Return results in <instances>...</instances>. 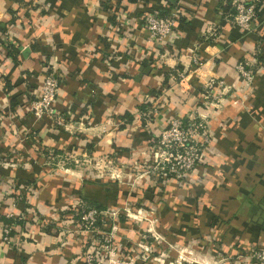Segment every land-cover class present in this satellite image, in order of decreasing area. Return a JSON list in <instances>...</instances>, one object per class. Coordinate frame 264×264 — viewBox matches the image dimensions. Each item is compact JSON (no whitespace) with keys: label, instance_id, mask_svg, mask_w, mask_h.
I'll use <instances>...</instances> for the list:
<instances>
[{"label":"crops","instance_id":"obj_1","mask_svg":"<svg viewBox=\"0 0 264 264\" xmlns=\"http://www.w3.org/2000/svg\"><path fill=\"white\" fill-rule=\"evenodd\" d=\"M222 1L0 0V37L8 40L0 55V215L25 216L11 222L10 244L0 231V264H84L89 244L72 216L75 206L111 208L126 191L100 174L76 176L75 161L134 164L169 119L192 114L209 78L212 94L224 99L210 115V142L195 167V175L205 176L191 195L186 182L168 181L157 209L174 219L180 236L192 222L185 210L212 211L215 253H227L229 264L246 260L251 242L264 240V0L249 31L223 14ZM150 9L176 10L168 47L148 42L138 24L127 36L117 23L121 11ZM143 60L151 67L141 73ZM239 61L253 71L250 81L235 68ZM51 67L60 80L55 106L65 126L35 118L28 107ZM173 68L185 72V89L173 84ZM147 93L158 95L162 107L146 124L139 104ZM127 113L133 119L125 123ZM140 176L143 186L149 175Z\"/></svg>","mask_w":264,"mask_h":264},{"label":"rangeland","instance_id":"obj_2","mask_svg":"<svg viewBox=\"0 0 264 264\" xmlns=\"http://www.w3.org/2000/svg\"><path fill=\"white\" fill-rule=\"evenodd\" d=\"M154 105L157 106L159 112L162 107L160 102L148 104L144 112L147 113ZM222 106L223 102H217L213 105L207 103L204 106L197 100L194 111L186 118L188 119L187 123H182L186 126L202 121V127L197 131V140L202 144L203 149L210 142V115ZM197 111H200L205 116L194 115ZM197 117L199 118L197 119ZM179 118L182 120L181 117ZM151 139L154 141L153 144H155L156 136L154 137L153 135ZM153 144L152 146L151 144L146 145L144 155L140 156L138 161H134V164L126 163L114 167L112 160L107 158L104 165H102L101 161L96 162V160L86 164L75 161L76 166H74L73 171L76 176L82 177L83 172L93 175L100 174L109 178L110 181L108 182L111 184L115 183L111 181H116L122 187V190L126 191L125 195H122L120 202L111 207V209L117 210L116 217L111 219L110 216H106V225L103 227L106 233L100 236L103 247L97 245L94 248L97 251L98 258L106 259L110 254H118L125 262L132 261L131 264H229L227 259L229 256L226 257L227 253L219 252L218 257L215 253V247L219 244V242L218 244L214 243L215 245L212 243L215 231L208 232V223L212 222L210 218L212 214L210 212L212 211L203 210L204 213L201 214L199 213L200 209L194 206H192L194 211L185 210L186 214L192 215V218H190L192 222L189 233L184 236L176 234V231L172 228L174 225L172 226L171 224L174 219L172 220L170 217L166 219L159 213L157 206H161L162 202L167 198L168 193L165 187L168 181L159 179V168L153 167L154 163L150 154L151 150L154 149ZM196 165L186 172L187 179L185 178L184 182H186L185 190L186 193H189L188 195L192 194L190 190L194 189L195 184L201 177L205 176L203 172L194 174ZM140 174L149 175L147 183H141L143 186L140 185ZM177 185L175 183V186ZM138 189H146L147 193L151 192L148 196L142 197L143 191ZM164 191H166V194ZM171 194L173 196L176 195L174 192H171ZM193 199H197V196ZM119 216L122 217V220L119 219ZM211 216L213 217L214 215L212 214ZM112 224L116 225L115 231H111ZM198 224L202 226L199 228ZM218 238L221 239L219 236ZM250 263L252 262L250 261Z\"/></svg>","mask_w":264,"mask_h":264},{"label":"built area","instance_id":"obj_3","mask_svg":"<svg viewBox=\"0 0 264 264\" xmlns=\"http://www.w3.org/2000/svg\"><path fill=\"white\" fill-rule=\"evenodd\" d=\"M262 1L232 0L231 3L234 7V13L230 16L232 23L244 31L251 30L257 14V4ZM117 23L120 24V29L124 27V34L127 36L130 34V29L138 24L145 31L148 42L168 47L175 38L176 10L171 9L166 15H161L159 10L156 9L143 11L137 15L121 11L117 16ZM210 35H214V30L210 31ZM7 45V36L3 35L0 37V55L2 48ZM152 50L158 52L155 46L152 47ZM192 63L197 67L201 64V61L196 55H193ZM235 68L247 81L252 79L253 71L244 62H237ZM170 77L178 89H185L186 74L183 70L173 68ZM214 83L215 79L209 78L200 86L197 100L204 106L207 103L213 105L217 102H222L224 99L223 94L219 95L218 98L212 94ZM59 84L60 80H58L54 67L47 69L40 90L35 92L29 99L28 107L35 118L48 117L56 125L65 126V118L55 106ZM144 100L150 105L151 103L159 102L158 95H151L150 93L144 95ZM236 101L235 99L233 102ZM157 113L158 108L154 105L147 113L140 112L139 114L144 117V122L147 124ZM194 115L205 116L200 111H197ZM182 123L183 121L179 117L171 118L163 129L154 135V137L156 136L155 144H153V140L150 143L154 147L150 152L151 160L154 163L153 167L159 168L158 177L162 181H169L174 178L183 183L185 178L187 179L186 172L198 163L202 154V144L197 140V131L202 127V121L186 126ZM80 124L82 123L80 122ZM73 211L72 216L77 220L78 231L85 234L89 244L83 254L84 264H131L132 261L125 262L120 257H113V254H110L106 259H99L97 251L94 250L97 245L103 247L100 236L106 233L103 229L106 225V216H110L111 219L115 218L117 210L111 208L99 210L96 207L79 203ZM6 216L7 218H15L13 213H8ZM16 218L25 219V216L21 215ZM41 222H43V219ZM12 225L5 222L3 216L0 215L1 237L5 244H10L13 241V236L11 235ZM29 226L32 225L26 224L27 228H30ZM115 230L116 225L112 224L111 231ZM247 257L252 261V264H264V248H250L247 252Z\"/></svg>","mask_w":264,"mask_h":264},{"label":"trees","instance_id":"obj_4","mask_svg":"<svg viewBox=\"0 0 264 264\" xmlns=\"http://www.w3.org/2000/svg\"><path fill=\"white\" fill-rule=\"evenodd\" d=\"M231 1L232 0H223L222 2H221V8H222V12H223V14L224 15H229V16H231L233 13H234V7L232 6V3H231ZM261 3H258L257 4V9H258V7H259V5H260ZM170 11V10H169ZM159 13L161 14V15H166L167 14V12L165 13V12H162V11H159ZM155 61H156V59H155ZM141 64H142V67H143V69H142V71H141V73L142 72H148V71H150V65H149V62L147 61V60H143L142 62H141ZM150 66V67H149ZM165 78H166V75H165ZM166 80V79H165ZM200 90V89H199ZM148 105V103L146 102V101H142L140 104H139V110H140V112H144V110L146 109V106ZM139 112V113H140ZM140 117L142 118L143 116L140 114ZM125 118V123L126 122H130L132 119H133V115L132 114H129V113H127V115H126V117H124ZM142 120V123H145L144 122V117L141 119ZM186 121H188V119H186V118H184L183 119V122H185V123H187ZM124 125H122L121 127H123ZM138 135V134H137ZM136 135V136H137ZM152 136V135H151ZM138 138H139V135L137 136ZM153 137V136H152ZM151 137V138H152ZM152 142V139L150 140H148L147 139V141H146V143L147 144H150ZM109 191V190H108ZM142 197H146V196H148V194L151 192V191H149L148 193L146 192V189L144 190V189H142ZM86 205H88V204H86ZM90 206H93V207H96L97 209H105V205H103V204H101V203H98V202H93V203H91L90 204ZM214 217V216H213ZM4 219V221L5 222H8V223H11V222H16L17 221V223H22V221L21 220H19V219H17V218H15V219H13V218H3ZM119 219H121L122 220V217L121 216H119ZM42 221V220H41ZM100 223V222H99ZM208 232H210V230L208 231ZM251 248H255V249H262V248H264V240H259V239H257V240H254L253 242H251ZM250 261L251 260H249L248 258L245 260H242V262L240 263V264H252V263H250ZM252 262V261H251Z\"/></svg>","mask_w":264,"mask_h":264},{"label":"water","instance_id":"obj_5","mask_svg":"<svg viewBox=\"0 0 264 264\" xmlns=\"http://www.w3.org/2000/svg\"><path fill=\"white\" fill-rule=\"evenodd\" d=\"M252 209H253V207H252Z\"/></svg>","mask_w":264,"mask_h":264}]
</instances>
